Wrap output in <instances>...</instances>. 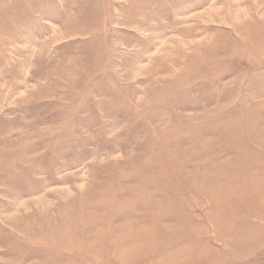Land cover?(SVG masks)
<instances>
[{
  "label": "rangeland",
  "instance_id": "374dc122",
  "mask_svg": "<svg viewBox=\"0 0 264 264\" xmlns=\"http://www.w3.org/2000/svg\"><path fill=\"white\" fill-rule=\"evenodd\" d=\"M0 264H264V0H0Z\"/></svg>",
  "mask_w": 264,
  "mask_h": 264
}]
</instances>
